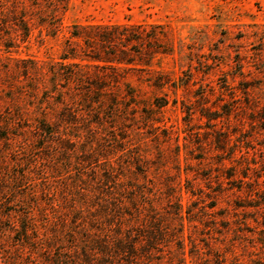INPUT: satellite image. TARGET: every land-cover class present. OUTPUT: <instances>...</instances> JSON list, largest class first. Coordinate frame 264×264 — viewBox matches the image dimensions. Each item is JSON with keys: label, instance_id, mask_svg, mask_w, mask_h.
Masks as SVG:
<instances>
[{"label": "rangeland", "instance_id": "1", "mask_svg": "<svg viewBox=\"0 0 264 264\" xmlns=\"http://www.w3.org/2000/svg\"><path fill=\"white\" fill-rule=\"evenodd\" d=\"M64 22L132 26L140 38H124L122 48L137 63L104 82L103 124L91 130L98 144L82 128L81 141L35 150L30 178L55 189L41 200L87 225L93 212L103 214L99 202L108 204L124 235L159 246L153 264H180L179 245L185 264H264V0H70ZM67 30L13 34L11 52L1 45L0 55L61 61ZM110 164L123 186L105 180ZM21 170L12 165L10 175ZM135 182L145 196L133 204L125 197L113 215L114 194L129 195L122 190Z\"/></svg>", "mask_w": 264, "mask_h": 264}, {"label": "trees", "instance_id": "2", "mask_svg": "<svg viewBox=\"0 0 264 264\" xmlns=\"http://www.w3.org/2000/svg\"><path fill=\"white\" fill-rule=\"evenodd\" d=\"M69 5L70 0H0V46L4 45L7 52H11L13 34L29 36L34 28H39L56 37L68 27L61 61L43 62L12 53L0 55V257L3 264H153L159 246L152 239L141 243L132 234L124 235L121 221L111 219L108 204L99 202L98 212L103 214L93 212L89 225L83 218V224H71L64 211L57 213L56 201L44 203L40 198H53L52 182L46 179L37 189L41 183L30 178L31 168L39 164L36 149L67 146L66 142H73L74 138L81 141L82 128L92 134L88 142L98 144V133L91 130L93 124H103L107 86L104 82L119 81L121 70L137 63L131 56L132 48H122L127 46L122 43L124 38L130 42L140 38L134 37L132 26H69L64 22ZM144 31L137 30L139 34ZM102 68L110 71H100ZM75 84L81 86L80 92L74 91ZM155 85L162 87L163 78ZM112 108L108 116L115 119L119 113L116 107ZM86 114L91 118L85 120ZM23 154L30 156L26 163ZM12 165L23 170L11 176ZM41 170L45 173L44 165ZM116 173L115 165L110 164L105 180L115 187L123 186L124 181ZM14 186H24L23 195ZM130 186L122 190L129 195L123 196L121 191L114 194L113 215L127 207V201L133 204L139 194L145 196L141 184ZM132 206V216L136 218L142 207L137 203ZM178 257L179 263L185 264L182 245Z\"/></svg>", "mask_w": 264, "mask_h": 264}]
</instances>
